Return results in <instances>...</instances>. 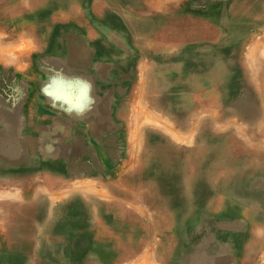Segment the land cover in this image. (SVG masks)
I'll return each mask as SVG.
<instances>
[{
	"label": "rangeland",
	"instance_id": "rangeland-1",
	"mask_svg": "<svg viewBox=\"0 0 264 264\" xmlns=\"http://www.w3.org/2000/svg\"><path fill=\"white\" fill-rule=\"evenodd\" d=\"M175 8L228 25L229 64L244 65L253 23L235 14L264 0H0V264H132L152 245L156 264H264V179L196 159L187 129L170 128L187 121L171 111L182 95L223 104L214 78L210 95L192 78L210 48L178 61L164 47L173 14L161 10ZM124 93L132 143L99 111Z\"/></svg>",
	"mask_w": 264,
	"mask_h": 264
},
{
	"label": "crops",
	"instance_id": "crops-1",
	"mask_svg": "<svg viewBox=\"0 0 264 264\" xmlns=\"http://www.w3.org/2000/svg\"><path fill=\"white\" fill-rule=\"evenodd\" d=\"M161 11L163 12V17L170 16L167 12L173 14L170 19L172 26L170 30L171 32L163 35V38L169 40L168 43H170L164 45V47L175 49L169 53L171 54L170 56H173L180 61L179 54L181 52L180 50L183 48L188 49V53H191L192 57H198L200 55L198 49L210 48L209 51L203 50V53L200 55L202 57L201 61L203 62V69L200 70L201 72H197L192 78L197 81L196 85H198V88L196 87V89L198 91L205 92L207 90L205 95H210L211 88L208 89V87L212 85L211 79L214 78L215 88L219 92L223 101V104H221L219 108L213 110L208 103L200 104L198 103L199 101H195V97L192 98L190 93L185 97L182 95V97H180L182 100L179 99L177 104H172L173 108L171 111L172 113L177 112L180 113V115L182 114L186 116L187 121L182 125L174 122L171 124V128L182 127L187 129L189 143L196 146L195 149H193L194 157L197 156L196 159L208 161L213 154H216V157H219L221 161L223 160V164L225 161H230L229 168H235L238 170L235 173L231 171L229 174L238 175L239 173L245 174V172L251 171V174L254 172V175L263 180L264 75L261 74L263 70L261 66L264 63H261L259 59V49L262 47L263 42H261V39L259 38L260 34H254V31H264V9L261 10L260 8H256L250 12L247 10H241L235 14L236 19L255 24H253V34L241 44L242 48H253L252 53L249 57L242 54L241 57H243V59L245 58L244 65L242 60L241 64L238 65L236 63L235 66H230V64L235 61L236 50L233 49L236 46L233 43H229L226 31L228 25L223 26V23L220 21L217 22L216 19L212 18L213 15L206 10L198 13L190 12L189 10L185 13L178 8L163 9ZM181 12H183L182 15L186 18H180V16H182ZM223 12L226 13L224 14L226 16L229 13L227 10H223ZM183 24H186V31L184 30L185 28L182 27ZM199 24H201L203 28L196 30V26ZM213 28L215 31L214 34L212 33ZM128 32L130 31L128 30ZM230 44H233L232 50L229 49V47H231ZM177 48L179 49L178 51H176ZM246 57L249 59L247 60ZM211 58L214 59L215 65H212ZM181 64L182 62L177 63L174 67L175 70H180L181 67L178 66H182ZM244 66L247 74H249V76H247V79L249 80L247 81V84L250 85V87L248 88L240 87V81L243 82L244 78L238 73L240 72V68H244ZM161 72L164 74L163 69ZM233 72L234 74H232ZM160 94L163 95V93ZM251 94L257 97L256 103H250L249 100L246 101L244 98L243 100L239 99L243 95V97H246ZM125 95L126 94L124 93L120 102H104V109H99V111H107V117L113 122L119 124V129L124 130L127 142L132 143L131 126L133 117L136 119V114L133 113L135 112V109H133V105L130 104L129 100L126 102ZM192 99L195 101L194 106L191 104ZM206 99L204 101H206ZM229 100L230 103L228 102ZM179 102L181 103L179 104ZM140 107L142 111L147 113L148 108H146V106L141 104ZM154 107L156 109H154L153 112L156 114L161 113L162 118L164 111H170L169 109L165 110V108L160 105H155ZM172 119L174 120L173 117ZM160 120L162 121L163 119ZM211 127L219 130L217 134L218 137H215V139L214 136L211 135ZM81 132L82 139L90 136L87 129L86 131L83 130ZM175 132L173 131L174 134L180 136L178 131ZM108 134H110V136H115L113 131H107L106 135ZM92 137H95V135H92ZM128 152L131 157L132 155L130 154V151ZM225 165H228V163H225ZM176 247L177 246L174 245L173 250H175ZM155 250L157 249L156 247H153V245L149 247L146 246L143 252H141L139 258L132 264H140L141 261L143 262L142 264H150V262L156 264L155 260L152 258L153 253L158 255V252ZM146 259H148V261L144 262Z\"/></svg>",
	"mask_w": 264,
	"mask_h": 264
},
{
	"label": "bare ground",
	"instance_id": "bare-ground-1",
	"mask_svg": "<svg viewBox=\"0 0 264 264\" xmlns=\"http://www.w3.org/2000/svg\"><path fill=\"white\" fill-rule=\"evenodd\" d=\"M64 6H65V3H64ZM50 7V6H49ZM90 7V6H89ZM57 8V7H56ZM262 10V9H261ZM92 12V11H91ZM261 12V11H260ZM87 14H89V13H87ZM102 14V13H101ZM2 15V14H1ZM105 15H106V13H105ZM91 17V16H90ZM95 17V16H94ZM93 19V18H92ZM94 22V21H93ZM235 22V21H234ZM255 22V21H254ZM249 23V22H248ZM254 24V23H253ZM252 24V25H253ZM159 25V24H158ZM243 25V24H242ZM255 25V24H254ZM245 26V25H244ZM128 29V28H127ZM42 31V30H41ZM132 34V33H131ZM260 38V37H259ZM258 39V38H257ZM250 46V45H249ZM262 46H264V45H262ZM253 47V46H252ZM253 49V48H252ZM4 51V50H3ZM9 51V50H8ZM7 52V51H6ZM176 53V52H175ZM237 53V52H236ZM235 53V54H236ZM260 53V52H259ZM6 54H8V52L6 53ZM247 54V53H246ZM255 54V53H254ZM254 57V56H253ZM256 57V56H255ZM247 58V57H246ZM247 60H248V58H247ZM256 60V59H255ZM253 62V61H252ZM253 65V64H252ZM250 67V66H249ZM237 71V70H236ZM256 72V71H255ZM253 75V74H252ZM222 79V78H221ZM258 79V78H257ZM252 81V80H251ZM241 83V82H240ZM222 87V86H221ZM227 87V86H226ZM149 89V88H148ZM148 91V90H147ZM217 91V90H216ZM204 93V92H203ZM264 93V92H263ZM163 97V96H162ZM221 97V96H220ZM222 100V99H221ZM168 101V100H167ZM247 101V100H246ZM196 105V104H195ZM243 105V104H242ZM162 107V106H161ZM150 120V119H149ZM201 122V121H200ZM199 122V123H200ZM161 123V122H160ZM193 126V125H192ZM167 127V126H166ZM171 128V127H170ZM174 130V129H173ZM169 132V131H168ZM192 134V133H191ZM137 138V137H136ZM181 138V137H180ZM133 140H134V138H133ZM134 143V142H133ZM136 147V146H135ZM191 155V154H190ZM257 162V161H256ZM207 163V162H206ZM258 165H259V163H258ZM256 168V167H255ZM259 171V170H258ZM154 175V174H153ZM9 176V175H8ZM228 176V175H227ZM230 177V176H229ZM228 178V177H227ZM178 179V178H177ZM229 180V179H228ZM238 183V182H237ZM237 185V184H236ZM240 185H242V184H240ZM245 185V184H244ZM238 186V185H237ZM94 191V190H93ZM103 194V193H102ZM246 194V193H245ZM88 195V194H87ZM96 204V203H95ZM187 215V214H186ZM193 216V215H192ZM190 217V216H189ZM188 219V218H187ZM226 219V218H225ZM183 220V219H182ZM193 220V219H192ZM254 222V221H253ZM181 223V222H180ZM184 223V222H183ZM189 223V222H188ZM43 250V249H42ZM122 250V249H121ZM4 254V253H3ZM255 254V253H254ZM164 257V255H162L161 256V258H163ZM91 259V258H90ZM146 261H148V259H146L144 262H146ZM143 262L141 261L140 262V264H142ZM149 263V262H148ZM145 264H147V263H145ZM150 264H152L151 262H150Z\"/></svg>",
	"mask_w": 264,
	"mask_h": 264
}]
</instances>
